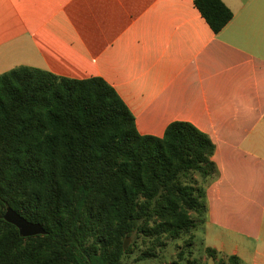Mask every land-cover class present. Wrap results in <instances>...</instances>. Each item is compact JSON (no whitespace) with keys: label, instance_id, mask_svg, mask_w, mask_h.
Segmentation results:
<instances>
[{"label":"crops","instance_id":"0c3cea01","mask_svg":"<svg viewBox=\"0 0 264 264\" xmlns=\"http://www.w3.org/2000/svg\"><path fill=\"white\" fill-rule=\"evenodd\" d=\"M222 1L233 19L215 33L195 0H0V70L100 78L140 135L206 134V245L264 264V0Z\"/></svg>","mask_w":264,"mask_h":264},{"label":"trees","instance_id":"16d2710c","mask_svg":"<svg viewBox=\"0 0 264 264\" xmlns=\"http://www.w3.org/2000/svg\"><path fill=\"white\" fill-rule=\"evenodd\" d=\"M195 6L215 33L233 19L222 0ZM214 154L211 139L186 122L162 138L140 135L100 78L28 67L0 74V264H124L139 239L147 245L139 259L155 258L165 240L205 222ZM8 207L47 234L22 237L4 218ZM205 252L216 264H243Z\"/></svg>","mask_w":264,"mask_h":264},{"label":"rangeland","instance_id":"374dc122","mask_svg":"<svg viewBox=\"0 0 264 264\" xmlns=\"http://www.w3.org/2000/svg\"><path fill=\"white\" fill-rule=\"evenodd\" d=\"M7 73L6 70H0V74ZM191 239L193 245L189 248L185 247V242ZM135 241L134 238H129V248ZM138 249H135V253L129 255L124 259V264H189L196 261V264H216L212 258H208L205 249L208 248L205 241V228L202 224L198 225V228L194 230L190 235L183 236L180 240H165V246L156 250V257L150 259H139L142 253L146 250L147 245L142 243V240H137ZM184 250V251H183ZM185 254L183 260L179 259L180 252ZM188 252H192L188 254ZM220 256V255H219ZM223 256H220L222 258ZM224 258V257H223ZM193 264V263H192Z\"/></svg>","mask_w":264,"mask_h":264},{"label":"water","instance_id":"95a60500","mask_svg":"<svg viewBox=\"0 0 264 264\" xmlns=\"http://www.w3.org/2000/svg\"><path fill=\"white\" fill-rule=\"evenodd\" d=\"M4 218L9 224L15 226L24 238L47 234L41 224L29 222L10 207L7 208ZM128 245L129 239L124 242V250Z\"/></svg>","mask_w":264,"mask_h":264}]
</instances>
